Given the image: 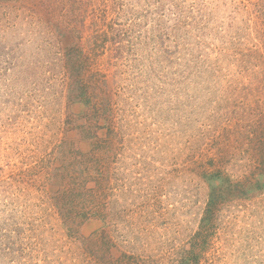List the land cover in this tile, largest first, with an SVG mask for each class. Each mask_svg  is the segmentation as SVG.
<instances>
[{
  "label": "rangeland",
  "instance_id": "1",
  "mask_svg": "<svg viewBox=\"0 0 264 264\" xmlns=\"http://www.w3.org/2000/svg\"><path fill=\"white\" fill-rule=\"evenodd\" d=\"M217 170L264 174V0H0V264H264Z\"/></svg>",
  "mask_w": 264,
  "mask_h": 264
},
{
  "label": "trees",
  "instance_id": "2",
  "mask_svg": "<svg viewBox=\"0 0 264 264\" xmlns=\"http://www.w3.org/2000/svg\"><path fill=\"white\" fill-rule=\"evenodd\" d=\"M101 21H102L101 19H98L96 22L100 23ZM96 35H98V38H99V33L97 31H96ZM88 42H92V36L89 37ZM65 49H67V47L61 48L62 51L60 54H63V51H65ZM72 61L73 60L71 61L66 60L63 66L64 69H67V70L72 69L75 66V62L74 61L72 62ZM81 65H82V58L80 57V60L78 61V66L81 67ZM61 71L64 72V70H61ZM65 74L66 76L63 78H65V80L66 79L68 80L69 79L68 72L65 71ZM75 101L79 103L82 100L81 101L75 100ZM204 179L209 186L208 210L203 220V222L207 225L212 221V216L214 215V213L212 212L213 207L214 208L216 207V204L218 203V201L222 199L226 193H238L237 194L238 197H246L253 192L254 187L257 190L264 191V174H260V176L256 178L255 181H250V182H247L248 180L235 181L225 172H221L220 170H217L212 173L205 174ZM194 259L197 260L196 263L199 262V259H197V256Z\"/></svg>",
  "mask_w": 264,
  "mask_h": 264
}]
</instances>
